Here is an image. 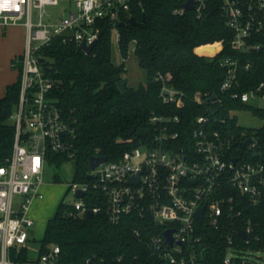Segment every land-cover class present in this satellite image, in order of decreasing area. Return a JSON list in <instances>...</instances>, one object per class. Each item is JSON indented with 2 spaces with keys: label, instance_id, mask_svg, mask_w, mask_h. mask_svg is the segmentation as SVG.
I'll return each mask as SVG.
<instances>
[{
  "label": "built area",
  "instance_id": "1",
  "mask_svg": "<svg viewBox=\"0 0 264 264\" xmlns=\"http://www.w3.org/2000/svg\"><path fill=\"white\" fill-rule=\"evenodd\" d=\"M177 1L179 7L173 15L179 17L193 12L200 20L212 6L222 9L233 32L232 47L239 56L221 62L226 69L221 91L243 104L258 100L264 103V78L249 91H241V74L255 67L249 56L264 50V0H193V11L185 7L188 0ZM62 4H66L67 14L47 13L48 7ZM143 4L144 0H0V34L12 25H23L27 33L25 52L13 63L14 68L20 65L19 104L12 116L16 128L13 152L0 166V264H76L63 259L60 246L50 245L43 250L42 246L35 247L30 237L35 224L31 206L36 200H44L41 189L50 155L70 159L75 156V129L52 98L55 82L40 64V52L56 38L74 41L80 48L84 43L90 46L99 40L101 23L116 26L122 14ZM119 38L118 33V41ZM211 47L216 48L214 54L200 52ZM220 49L221 43L208 45L201 47L198 54L214 57ZM156 80L161 84L163 102L183 109L184 95L170 85V75H158ZM213 97L198 93L193 101L199 105L214 103L217 98L212 100ZM150 123L155 133L154 146L126 152L120 160L107 161L91 171L88 176L93 179L72 184L77 201L71 205L70 215H96L104 210L114 225L129 216L148 219L162 231L150 240L162 264H199L202 239L198 237L197 222L220 228L222 218L235 210V198L229 190L238 192L252 206L263 202L264 152L257 139L247 138L243 145L253 140L245 148L249 157L230 155L235 138L223 128L225 121L216 129L208 115L198 117L186 136L179 115L153 114ZM79 192L84 197L79 198ZM93 192L104 201V209L85 200ZM202 208L203 218L197 219L195 215ZM170 230L174 231L172 245L165 236ZM254 230L249 221L241 230L247 238H242L240 231L238 236L250 244ZM228 243L224 264H238V258L248 264L236 255L233 235L228 237ZM82 264L101 263L88 259Z\"/></svg>",
  "mask_w": 264,
  "mask_h": 264
},
{
  "label": "trees",
  "instance_id": "2",
  "mask_svg": "<svg viewBox=\"0 0 264 264\" xmlns=\"http://www.w3.org/2000/svg\"><path fill=\"white\" fill-rule=\"evenodd\" d=\"M177 7V0H144L142 7L134 6L131 12L122 14L121 22L116 26L110 22L101 23L99 40L90 55L74 41L64 42L60 38L40 52L46 60L43 68L55 82L52 98L64 119L75 129L74 158L51 154L49 159L59 166L74 162V183L87 181L92 157L118 161L126 152L145 145L154 146L155 133L150 123L153 114L179 115L185 126V136L194 128L198 117L208 115L216 129L221 128V121H225L223 128L235 138L230 155L248 158V150L243 148V140L247 138L257 139L264 152V129L247 130L232 114L253 108L221 91L226 78V69L221 67V62L239 56L232 47L233 32L226 24L224 12L212 6L199 20L193 12L174 16ZM115 28L120 35V63L114 61L112 38ZM219 43L221 49L216 56L198 54L201 47ZM208 51L214 54L216 48ZM130 55L136 58L146 79L138 87L127 85L122 92L118 84L128 75ZM249 57L253 58L255 67L251 72L241 74L242 92L249 91L264 78V50ZM158 75H170V85L184 95L183 109L163 102L161 84L156 80ZM198 93L203 97L215 96L217 100L196 104L193 98ZM19 95L20 80L9 85L0 99V166L13 152L16 128L12 116L18 107ZM255 112L264 117V110ZM229 192L235 198V210L222 218L220 228L197 222L198 237L202 239L199 264H224L231 235L239 255L246 250L264 249V200L260 205L252 206L238 192ZM85 200L92 206L105 207L96 192L89 193ZM72 210L71 205L62 203L59 206L48 222L43 250L58 245L63 259L76 264L88 259L101 264H162L150 247L151 237L162 231L150 220L129 216L114 225L109 223L104 210L91 218L71 216ZM249 221L255 230L247 244L238 232L245 229ZM242 261L241 258L237 260L238 264Z\"/></svg>",
  "mask_w": 264,
  "mask_h": 264
},
{
  "label": "rangeland",
  "instance_id": "3",
  "mask_svg": "<svg viewBox=\"0 0 264 264\" xmlns=\"http://www.w3.org/2000/svg\"><path fill=\"white\" fill-rule=\"evenodd\" d=\"M66 4L59 7H48L47 13L64 15ZM38 12H34V21L37 22ZM113 54L115 63L122 61L118 47V32H113ZM27 41L20 42L18 37L10 39L7 44L0 46V98L4 96L6 88L18 82L20 65L17 68L13 67V63L18 58L22 57L26 49ZM15 53L16 57L10 59V54ZM199 53V52H198ZM129 79L128 86L138 87L145 82V73L140 69L137 60L130 55L127 60ZM253 110L234 111L232 114L237 118L238 124L247 129L258 131L264 129V117L256 114L255 111L264 110V103L260 100L249 104ZM13 124V120H12ZM75 181V164L72 161L64 162L60 166L51 160L46 165L44 175V185L41 192L44 195V200H36L31 206V217L35 224L30 230V237L35 247H41L45 239L48 222L56 215L59 206L64 203L73 205L77 201V196L72 192L71 186ZM18 199V198H17ZM243 259H246L250 264H264V249L260 251L246 250L241 255L236 254Z\"/></svg>",
  "mask_w": 264,
  "mask_h": 264
},
{
  "label": "water",
  "instance_id": "4",
  "mask_svg": "<svg viewBox=\"0 0 264 264\" xmlns=\"http://www.w3.org/2000/svg\"><path fill=\"white\" fill-rule=\"evenodd\" d=\"M186 9L188 11H193L194 10V6H193V0H188V3L186 4ZM132 22L135 23V19L132 18L131 20ZM122 26V25H121ZM98 40L95 41L92 45L90 46H87L85 43L81 45V49L82 51L86 54V55H90L93 51V49L95 48L96 44H97ZM209 49H214L213 47L211 48H205L204 52H208L210 53V51H208ZM211 54V53H210ZM40 64L42 65H45L46 64V60L41 58L39 60ZM52 72H55V70H52ZM129 83V79L128 78H125L124 80H122L121 82H119L118 86L119 88L121 89L122 92L125 91L126 89V86L128 85ZM216 97L214 96L212 98V100H215ZM253 143V140L252 139H249L247 142H245V144L243 145V148H247L248 146H250L251 144ZM42 150V148H41ZM255 157H261L260 154H256ZM108 161V159L106 157H92L89 161V167H90V171H94L96 170L98 167H100L102 164L106 163ZM237 160H234V163H236ZM88 180H91L93 179V176L89 175L87 177ZM135 180V178L133 179ZM78 197L81 198V197H84V193L83 192H79L78 193ZM204 211H205V208H202L196 215L195 217L197 219H202L203 218V214H204ZM87 216L89 218L93 217V213H88ZM173 234H174V231L173 230H170V231H167L165 233V236H166V239L168 241V243H170L171 245L173 244ZM239 235L242 237V238H247V235L243 232V231H240L239 232ZM250 264V263H248Z\"/></svg>",
  "mask_w": 264,
  "mask_h": 264
},
{
  "label": "crops",
  "instance_id": "5",
  "mask_svg": "<svg viewBox=\"0 0 264 264\" xmlns=\"http://www.w3.org/2000/svg\"><path fill=\"white\" fill-rule=\"evenodd\" d=\"M26 35H27L26 29L23 25H12L6 30V32H4L3 34H0V46H4L5 44H7V42L10 39H13L15 37H18L20 42L23 43L26 40ZM9 56H10L11 60L16 57L15 53H11ZM4 96H5V94H4ZM3 97H1V98H3Z\"/></svg>",
  "mask_w": 264,
  "mask_h": 264
}]
</instances>
